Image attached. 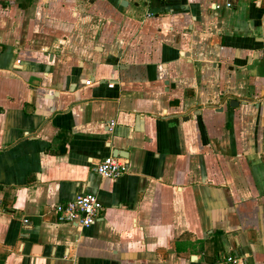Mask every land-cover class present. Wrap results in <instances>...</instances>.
<instances>
[{"label": "crops", "instance_id": "crops-1", "mask_svg": "<svg viewBox=\"0 0 264 264\" xmlns=\"http://www.w3.org/2000/svg\"><path fill=\"white\" fill-rule=\"evenodd\" d=\"M0 264H264V0H0Z\"/></svg>", "mask_w": 264, "mask_h": 264}, {"label": "built area", "instance_id": "built-area-1", "mask_svg": "<svg viewBox=\"0 0 264 264\" xmlns=\"http://www.w3.org/2000/svg\"><path fill=\"white\" fill-rule=\"evenodd\" d=\"M91 80L85 82V86H91ZM115 122L109 127L113 128ZM96 172L105 179L118 180L129 172L127 160L110 155L102 160L96 167ZM103 205L99 198L92 194H81L75 199L56 205L54 212L60 222L75 223L81 228L95 226L99 219ZM228 262H235L228 258Z\"/></svg>", "mask_w": 264, "mask_h": 264}, {"label": "water", "instance_id": "water-1", "mask_svg": "<svg viewBox=\"0 0 264 264\" xmlns=\"http://www.w3.org/2000/svg\"><path fill=\"white\" fill-rule=\"evenodd\" d=\"M126 5H127V3H126ZM240 103H241V101L238 98H231L230 104L232 107H238L240 105ZM113 155L115 157H121V158H127L128 157L127 155L124 154L123 151H119V150H115L113 152Z\"/></svg>", "mask_w": 264, "mask_h": 264}, {"label": "flooded vegetation", "instance_id": "flooded-vegetation-1", "mask_svg": "<svg viewBox=\"0 0 264 264\" xmlns=\"http://www.w3.org/2000/svg\"><path fill=\"white\" fill-rule=\"evenodd\" d=\"M234 98V97H233Z\"/></svg>", "mask_w": 264, "mask_h": 264}]
</instances>
